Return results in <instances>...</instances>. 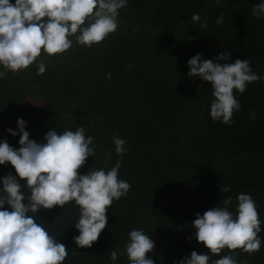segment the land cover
<instances>
[{
    "label": "trees",
    "instance_id": "1",
    "mask_svg": "<svg viewBox=\"0 0 264 264\" xmlns=\"http://www.w3.org/2000/svg\"><path fill=\"white\" fill-rule=\"evenodd\" d=\"M11 2L14 4L15 0ZM261 2L264 0H220V4L215 0H128L127 6L119 10L118 17L136 22L143 30L150 27L164 32L181 31L186 43H200L207 59L215 61L219 55L230 52L231 58L221 63H234L235 59L251 62L252 71L261 79L249 83L243 94L234 90L241 108L234 112L231 125L210 116L215 99L211 84L201 77V83L194 84L193 77H184V71L178 74L183 68L174 65L175 61L166 65L171 55L155 56L156 50L146 41L148 37L143 36V31L132 40L113 34L106 38L105 45H83L72 51L76 58L89 61L82 68L88 77L87 97L82 94L84 81L76 77L79 89L70 93L73 102L50 106L39 100L41 103L36 104L47 115L44 122L55 126L59 134L83 126L86 137L93 138L91 146L96 156L87 158L79 174L92 168L110 170L120 160L118 178L127 181L131 188L119 203L127 212L120 218L107 216L110 221L91 248H81L73 239L80 234L74 225L80 217L75 201L28 213L66 245L68 256L63 264H102L86 257L91 254L110 259L108 253L114 250L118 252L117 259H128L127 253L119 254V249L123 247L124 251L130 242L131 227L141 230L145 226L146 201L163 195L162 191L174 184L172 179L184 174L190 176L192 183L183 193L178 209L169 212L164 228L158 231L164 246L161 250L155 246L149 253L165 252L177 263L190 258L195 251L208 255L209 264L228 255L242 264L259 254L260 250L246 253L225 248L213 255L195 238L192 221L197 213L203 215L207 210L223 207L222 201L228 197L232 198L228 210L235 216L238 196L248 194L256 203L261 221L258 238H264V16L257 18L252 11ZM194 13L200 15L201 22L192 20ZM221 16L223 23L217 24ZM204 18L208 21L206 28L201 27ZM107 109L116 110V116H109ZM253 111L255 119L250 116ZM193 113L199 115L196 127ZM45 136L29 139L42 143ZM113 136L126 142L122 156L115 151ZM6 139L13 148L21 147L20 138ZM240 161L241 165L250 164L245 168L239 165L238 171L228 169ZM9 173L20 179L10 162L0 165V188L2 178ZM20 183L27 198L30 190L26 181ZM220 186H230V191L223 193ZM4 209L11 211L9 205Z\"/></svg>",
    "mask_w": 264,
    "mask_h": 264
},
{
    "label": "clouds",
    "instance_id": "2",
    "mask_svg": "<svg viewBox=\"0 0 264 264\" xmlns=\"http://www.w3.org/2000/svg\"><path fill=\"white\" fill-rule=\"evenodd\" d=\"M128 0H0V65L19 72L27 69L42 51L48 55L61 54L72 47L71 36L81 45L91 47L103 42L114 33L118 25L119 10L127 6ZM220 4V0H215ZM253 15L264 16V2L253 7ZM192 20L201 22L199 14ZM223 23V16L216 21ZM207 18L201 23L206 28ZM77 33H79L77 35ZM231 53L219 55L215 61L202 59L197 54L188 61L189 77L199 76L211 84L214 100L210 116L214 121L222 119L231 125L234 112L241 104L234 90L243 94L249 83L258 82L261 77L252 71L248 59L228 61ZM38 75L46 71L40 62ZM130 67V65H129ZM111 74H108V78ZM255 119V111L250 113ZM19 133H22L15 149L5 139L0 142V165L9 163L15 168L19 180L9 173L2 178L0 188V209L9 205L11 211L0 210V264H63L68 256L65 244L58 242L29 212L39 213L41 208L52 209L75 201L80 217L75 227L80 234L73 239L81 248H91L107 227V212L114 200L126 196L131 185L120 180L118 160L110 170L92 168L86 174H79L88 157H95L93 138L85 135L83 126L75 131L66 130L59 134L55 129L47 132L44 142L29 139L26 122L18 119ZM7 131L18 135L11 128ZM115 151L122 156L126 151L125 141L112 137ZM110 158V154H108ZM21 180L26 181L30 195L26 198L21 191ZM223 193L230 186H220ZM27 199V202L25 200ZM232 198L222 201L223 207L207 210L192 221L195 238L219 255L225 248L242 249L246 253L259 251L261 221L257 206L251 195L238 196V214L228 210ZM126 253L130 264H155L147 254L155 248L154 241L143 230L133 229ZM118 252L112 251L110 259L115 261ZM210 257L193 251L177 264H209ZM211 264H238L233 256L212 260Z\"/></svg>",
    "mask_w": 264,
    "mask_h": 264
},
{
    "label": "rangeland",
    "instance_id": "3",
    "mask_svg": "<svg viewBox=\"0 0 264 264\" xmlns=\"http://www.w3.org/2000/svg\"><path fill=\"white\" fill-rule=\"evenodd\" d=\"M118 25V29L107 38H110V36L114 34L116 37L124 36L128 40H132L137 38V36L143 31V36H146L145 38L148 37L146 41L156 50L155 56L164 55L165 53V55H171L165 64L168 65L175 61L174 65L183 68V70L180 69L181 71L178 72V74L184 71V77H188V73L190 72L188 61L191 58L200 54L202 59H207L203 47H199L200 43H195L194 41H188L186 43V38L182 39L181 31L164 32L150 27H146L143 30V27L136 22L131 20L124 21L120 17H118ZM78 34L79 33H77V35ZM69 39L72 40V47L69 50L51 56L42 51L41 56L38 57L37 60L27 69L20 70L19 72H12L3 65H0V142H3L10 136L17 138L21 137L22 133H19L17 123L18 119H23L26 122L25 130L29 132V137H42V135H46L48 131L56 129L55 126H49L44 122V120L47 119V115L44 109L37 106L39 104H36V101L41 103L39 100H43L50 106L73 102V97H70V93L72 90L79 89L75 83L77 78L84 81L82 94H85V86H88V77L82 68L85 69L86 65L88 66L89 61L86 59H78L72 55L74 49L83 45L77 42L76 36H71ZM107 42L108 41L105 39L103 41L104 45ZM40 62H43L46 65V71L42 75L37 74V65ZM195 77L196 79L193 77L192 82L194 84L201 83V78L199 76ZM84 97H87V93ZM106 111L109 116H116V110L107 109ZM191 116H194L196 127V125L199 124V121H197L199 115L193 113ZM9 128L17 132L18 135H11L7 131ZM197 128L200 131V128ZM219 163L220 161L218 160L217 164L219 165ZM241 163L242 161L234 166H230V164L228 169L238 171L240 169H237V167L241 165ZM249 164L250 163L245 162L240 167L245 168ZM172 180H174V184H169V186L162 191L161 194L163 195L151 201L147 200L146 207L144 205L147 221L141 230L152 238L155 246H158V250H161L164 246L162 243V235L158 231L161 228H164L166 221L169 219V212L178 209L183 193L188 191L187 188L189 184L192 183L190 176L187 174L179 176L177 180ZM123 198L124 196L119 200L113 201L107 212L108 217L111 216V219L115 217L120 218L127 212V209H124L119 205ZM78 220L79 219L76 218L74 225ZM133 229L135 228L131 227L129 230ZM99 250L100 249H98V251ZM119 250V254L124 256L126 249L123 251V247H121ZM111 252L108 253V257H110ZM92 255H94L93 250ZM147 256L153 261L162 264H173L176 263L177 260L173 259V256L170 257L167 253L161 251L158 254H155V252L148 253ZM89 258L98 259L95 261L102 264H130L129 259H116L115 261H112L103 256H101V258H99V256L97 258L93 256L91 257V254L90 257H86V259ZM242 264H264V238H262L261 241L259 254H254L249 260Z\"/></svg>",
    "mask_w": 264,
    "mask_h": 264
}]
</instances>
